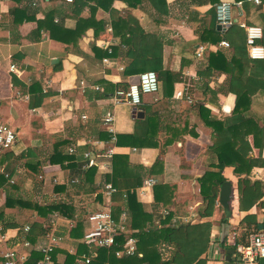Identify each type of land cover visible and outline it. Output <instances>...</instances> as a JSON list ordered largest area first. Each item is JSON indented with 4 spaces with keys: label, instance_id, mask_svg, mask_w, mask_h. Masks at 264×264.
Listing matches in <instances>:
<instances>
[{
    "label": "crops",
    "instance_id": "obj_1",
    "mask_svg": "<svg viewBox=\"0 0 264 264\" xmlns=\"http://www.w3.org/2000/svg\"><path fill=\"white\" fill-rule=\"evenodd\" d=\"M219 1L36 0L33 5L30 0H0V123L9 125L16 133V142L12 148L0 154V171L3 172L5 166L12 165V159L20 157L29 149L30 163H36L41 184L44 186L55 180L53 189L64 187L63 190H53L55 200L67 201L74 208L71 216L59 214L60 219L52 226L63 239L55 248L54 259L51 254V264H62L66 254H76L88 228L86 216L108 202L101 190L98 191L100 196H97V191L91 192L90 189L93 186L100 187L104 176L111 174L112 160L111 170L104 171L99 166L103 158L98 157V164L84 170L86 173L92 169L93 177L89 181L82 175L81 169L83 154L88 150L99 152L97 155L102 154L104 146H114V154L126 155L132 165L149 168L157 158L161 160L154 173H148L146 177H155L158 182L170 187L171 197L158 202L155 200L154 187L141 194L140 185L135 190L136 200L141 204L142 212L151 216L148 225L151 223L159 226L165 209L172 212L173 216L185 215L194 210L196 218L190 223L210 221L209 244L201 255L206 260L205 264H223L226 249L233 248L228 242L229 232H237L239 235L244 231V224H240V221L245 215L254 214L261 223L258 231L264 233V206L239 209V176L234 171L235 165L220 168L216 153L209 149L212 144L211 127L204 123V116L229 118L236 99L233 93L228 92L230 75L226 71L214 70L207 76L197 74L199 69L208 64L210 53L221 51L228 57L231 55L230 45H218L226 39L215 41L216 34L211 35L208 31L211 21L209 9ZM225 1L232 5L233 22L259 25L263 29L264 38V0L260 5L251 1ZM239 1L241 8L236 4ZM112 10L115 13L113 19ZM128 16L137 20L146 35L159 37L164 67L179 72L173 85L141 97V104L136 106L142 113L139 118L134 116V105L114 102L115 89L109 90L110 85L106 86L108 96L103 98H95L93 91L89 90L95 86L104 90V83L131 82L138 74H123L128 60L125 57L128 46L121 41V37L127 27L123 20ZM216 25L218 35L223 37L231 24L227 28L219 27L217 22ZM241 28L245 35L244 28ZM262 39L259 40L261 45ZM147 42V39H141V43H136V50L151 48ZM103 43L109 44L110 53L102 46ZM202 44L206 50L202 57L197 58L195 49ZM115 47L118 51L114 52ZM105 57L111 60L109 64L103 62ZM11 64L15 65L17 72L10 71ZM12 74L26 85L35 82L39 92L48 91L50 94L41 105L29 108V98L25 100L19 95L30 94L19 86H13ZM107 111H112L115 116L116 140L118 135L134 133L136 122L148 115L147 131L143 126L136 130L135 138H124L121 139L122 144H113L109 141L110 134L102 125V117ZM82 115L86 117L82 118ZM244 115L251 116L259 127H264V93L251 97ZM247 139L251 146L249 156L257 157L259 148L254 144L252 134ZM71 147L74 148L73 153L68 152ZM55 149L74 158L72 163L64 164L66 160L63 164L50 162ZM261 155L264 157V146ZM5 174L9 175L10 181ZM204 175H208L214 182H218L220 177L230 181V216H225L218 201L211 216H200L204 201L199 179ZM248 176L264 183V167H252ZM4 177L7 183H15L10 173H4ZM41 193L38 191V195ZM4 201L5 198L1 204ZM8 209H5L6 212ZM125 211L129 219L130 214ZM32 216L33 221L43 223V233L49 231L50 217L36 213ZM77 223L81 229L75 237L70 231ZM225 223L229 227L227 235L223 233ZM16 232V227L7 228L11 237ZM40 238H35L36 246L45 241H39ZM10 243L8 241L7 244ZM159 249L162 256L168 255L170 251V247L162 243ZM106 252L109 251L106 249ZM88 253L85 250L77 256L76 264H80L81 255ZM238 264L255 263L241 260Z\"/></svg>",
    "mask_w": 264,
    "mask_h": 264
},
{
    "label": "trees",
    "instance_id": "obj_2",
    "mask_svg": "<svg viewBox=\"0 0 264 264\" xmlns=\"http://www.w3.org/2000/svg\"><path fill=\"white\" fill-rule=\"evenodd\" d=\"M241 1L242 3H246V1L249 0ZM209 12L211 14L210 29H208L209 33L211 35L216 34L215 41H218L220 38L228 40L231 48V55L228 57L221 51L210 53L208 64L206 67L199 69L197 74L207 76L211 75L214 70L226 71L230 75L228 92L236 96L233 113L229 118L216 119L204 116V123L211 127L210 137L212 144L209 149L216 153L220 168L225 165H235L234 171L239 176L237 180L239 209L249 210L254 205L262 207L264 206V183L258 179L252 180L248 174L254 166L264 167V157L261 155L264 146V127H259L255 120L252 119L251 116H245L244 112L248 109L252 96L258 93H264V59H252L248 56L245 45V35L242 33L243 29L239 23L232 22L225 34H223V37H220L216 25L215 6H212ZM114 15L115 13L112 10V19ZM262 17L264 18V14ZM123 21L126 23L127 27L125 33L121 37V41L128 46L125 51V57L128 58V60L124 67L123 74L127 76L152 70L158 75V90L159 88H166L173 85L178 78L179 72L170 71L164 67L162 43L159 41V37L155 36L157 38H154L152 35H146L139 26L137 20L132 16H128ZM138 36L140 40L137 39ZM148 36L153 38H147ZM202 38L204 39L203 36ZM141 39L144 41L147 39V43L148 45L151 44V48L147 49L143 47L145 51L136 50V47H138L136 43H141ZM151 40L154 41L150 43ZM260 42L264 45V38ZM113 50L114 52L118 51V48L115 47ZM17 56L18 55H16L14 59H16ZM11 83L13 86H19L25 89V92L30 94L28 103L29 108L41 105L43 99L50 94L48 91L39 92L35 82L26 85L20 81L15 74L11 75ZM108 85L111 87L109 90L112 91L115 89V93L118 89L126 90L129 86V82L121 81L115 84L104 83V90H101V88L97 86L91 87L89 90L93 91L92 94L95 98H103L108 96V89L106 88ZM143 95L144 94H142L141 97ZM140 104L141 101L136 106ZM147 124L148 115L144 119L136 122L134 133H132L134 135H118L115 144H122L121 139L124 138H135L137 136L136 130L143 126H145L146 132ZM249 134H252L254 144L259 148L257 157L249 156V152L251 151V146L247 139ZM28 151L29 149L24 151L18 158L27 157L31 159V157H29L31 155ZM65 160L68 162L67 164H69L72 163L74 158L67 154H63L59 149H55V152H53V155L50 157V162L52 163L60 162L63 164ZM160 161L161 160L157 158L151 167L146 168L139 164H130L126 155H113L111 174H106L104 176L100 187L93 186L90 191H97V196L101 193L104 196L103 190L105 183L109 182L116 187V191L110 196L112 212L115 217H118L121 211L127 210L129 212L130 218L128 219V224L137 230H133L132 232V235L137 238V252L132 256L118 258L112 251L107 253L105 248L91 247L90 249L97 250L98 254L96 258L88 264H106L107 260L109 264H140L144 262L152 264L206 263V260L202 258L201 255L207 250L209 244L210 221L173 226L170 224L173 213L169 212L160 220L159 226L151 223L148 225L147 221L150 220L151 216L142 212V206L136 200V188L141 185L146 174L154 173ZM28 163L32 169L36 170V163L31 164L30 160ZM83 174L88 181L93 177L92 169L86 173H84L83 170L82 175ZM219 179L218 182H214L208 175H204L199 179L200 193L204 201L200 216L207 217L213 214L214 206L218 201L220 185L225 181V177H220ZM4 180V174H0V183ZM153 189L155 200L158 202L165 201V197H171V188L158 182V180ZM55 190H63V187H55ZM99 190H101V193L98 192ZM3 206L6 208L18 206L21 208L33 209L38 215L44 217L53 211H59L60 214L64 216H71L73 209L68 204L61 201L41 204L33 200L19 197L13 198L11 196L5 197ZM0 218L4 221L6 229L14 227L20 228L15 222L5 221L3 219V211L0 212ZM28 224H30L31 228L27 235L32 243H36L35 241L37 240H35V238L39 236L41 237L39 241H43V223L33 221ZM240 224H244V231L238 235V240L239 242H244L246 236L258 231L261 223L256 220L254 214H247L241 219ZM80 229L81 225L77 223L75 227L71 229L70 234L77 237ZM119 243H122V237L118 238V244ZM161 243L170 247V251L166 256H162L163 253L159 249ZM90 249L81 243L75 255L66 254L62 264H76V257L85 252V250L89 252ZM55 253L56 250L52 252V259L55 258ZM41 257L42 253L36 248L31 252L28 260L25 261L24 264H36Z\"/></svg>",
    "mask_w": 264,
    "mask_h": 264
},
{
    "label": "built area",
    "instance_id": "obj_3",
    "mask_svg": "<svg viewBox=\"0 0 264 264\" xmlns=\"http://www.w3.org/2000/svg\"><path fill=\"white\" fill-rule=\"evenodd\" d=\"M66 2H73L74 0H64ZM255 5H260L262 0H249ZM34 5L36 0H30ZM241 8V1L236 3ZM232 5L229 1L221 0L215 5L216 22L223 28H227L232 22ZM245 31V44L248 56L252 59L264 58V46L259 43L263 37V29L259 25L241 23ZM219 46H229L226 40L220 41ZM102 46L111 52L108 43H103ZM206 50L205 45H198L195 49V57L200 58ZM103 62L109 64L111 60L108 57L103 58ZM10 71L17 72L14 64L10 65ZM81 84L84 85L83 82ZM158 91V75L155 71L147 70L138 73L134 80L129 82L126 90L118 89L115 91L113 99L115 103L126 102L136 106L141 101L142 94H155ZM180 95V92L177 93ZM19 97L27 100L28 94L19 95ZM82 115V118H85ZM115 116L112 111H107L102 117V125L104 129L110 134V142L115 144L116 136L114 129ZM16 142L15 131L7 124L0 123V154L12 148ZM69 153L74 152V148L68 149ZM114 146H104L103 153L97 155L99 152L86 151L83 154V163L81 168L83 170L89 169L97 163L98 157L103 158L99 166L104 171L111 170V160L114 155ZM5 177L10 181L8 174ZM42 177L41 175L39 176ZM157 180L155 177L149 176L143 179L139 188L141 194H145L146 190L154 187ZM116 191V187L111 183H105L104 194L108 202L103 205L101 209L93 210L88 213L86 220L88 228L84 232L80 242L86 245L89 249L91 247L105 248L112 251L118 258L132 256L137 252V238L132 235L133 230L127 224L128 213L124 210L121 211L118 217H115L111 208L110 196ZM169 213L168 209L163 210V216ZM196 218L194 210L189 211L185 215L173 216L171 218V225L186 224L193 222ZM60 219L59 213L55 212L49 218V231L44 233V242L38 246L34 245L28 238L30 231V224H25L22 227L16 228V234L11 237L7 233L4 222L0 218V257L2 264H23L28 258L33 249H39L42 253V258L36 264H51V254L62 242L63 236L58 234L52 226H54ZM122 237V243L118 244V238ZM228 242L235 250V253L241 257L242 261L247 263L264 264L260 263V258H264V233L262 231H255L249 234L244 242H239L237 232H229ZM11 241L10 244H7ZM119 246V247H118ZM36 247V248H35ZM97 250L90 249L88 254H83L80 257V264H88L97 256ZM141 264H152L144 262Z\"/></svg>",
    "mask_w": 264,
    "mask_h": 264
},
{
    "label": "rangeland",
    "instance_id": "obj_4",
    "mask_svg": "<svg viewBox=\"0 0 264 264\" xmlns=\"http://www.w3.org/2000/svg\"><path fill=\"white\" fill-rule=\"evenodd\" d=\"M29 160L31 159L27 157L12 159V161H10L12 162V165L8 164V166H5L3 168V172L0 171V174L10 173L15 182L14 184H10L9 182L7 183L6 180H4L0 183V212L3 211V217L5 221L15 222L20 227L25 225V223L27 224L33 221V213H38L33 209H26L18 206L11 207L6 212V207L1 204L5 196H11L13 198L21 197L23 199L33 200L41 204H49L51 202L58 201V199L55 200L53 196V190H55L53 189L55 180L49 182L50 184L43 186L38 178L40 171L37 167L36 170H33L31 166H29L30 164L26 162ZM66 163L67 161H65L64 164ZM38 191H42L41 195H38ZM66 204L71 206V204L67 203V201ZM55 212L60 214L59 211H53L48 213L46 216L51 217Z\"/></svg>",
    "mask_w": 264,
    "mask_h": 264
},
{
    "label": "water",
    "instance_id": "obj_5",
    "mask_svg": "<svg viewBox=\"0 0 264 264\" xmlns=\"http://www.w3.org/2000/svg\"><path fill=\"white\" fill-rule=\"evenodd\" d=\"M220 27V25H218ZM133 111L135 113V117L139 118L142 116V113L138 110V108L135 106L133 108ZM230 194H231V184L230 181H224L220 185V190L218 194V202L223 207L225 216H230L231 211L229 208V201H230ZM228 225L225 223L223 224V233L228 234ZM241 261V257L237 254H235V250L233 248L226 249L225 255L223 257V264H238ZM260 262L264 263V258H260Z\"/></svg>",
    "mask_w": 264,
    "mask_h": 264
}]
</instances>
